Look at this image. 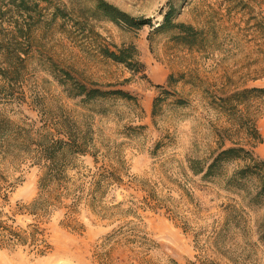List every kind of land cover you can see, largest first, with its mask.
Returning <instances> with one entry per match:
<instances>
[{"label":"rangeland","instance_id":"obj_1","mask_svg":"<svg viewBox=\"0 0 264 264\" xmlns=\"http://www.w3.org/2000/svg\"><path fill=\"white\" fill-rule=\"evenodd\" d=\"M34 1L29 18L0 0V38L16 21L31 27L13 96L2 95L0 109L34 129L53 127L62 110L89 128L97 161L78 155L67 170L62 204L41 224L49 252L37 256L31 245L2 248L0 264H264V203L250 205L187 167V159L208 158L217 149L218 132L243 136L237 118L222 112L216 98L264 88V0H106L153 25L172 7L176 22L209 33L204 52L174 40L175 30L53 15L56 7L84 9L90 0ZM129 44L138 50L142 72L98 51L99 45ZM71 78L122 89L137 101L110 98L82 106L66 94ZM178 98L184 104H177ZM247 105L260 114L256 127L262 142L254 152L264 158V96ZM107 171L119 180L104 184V194L91 207L85 197L92 177ZM39 176L31 159L0 160V209L13 226L34 223L26 205L37 195ZM80 197L71 211L69 205Z\"/></svg>","mask_w":264,"mask_h":264},{"label":"trees","instance_id":"obj_2","mask_svg":"<svg viewBox=\"0 0 264 264\" xmlns=\"http://www.w3.org/2000/svg\"><path fill=\"white\" fill-rule=\"evenodd\" d=\"M14 6L20 16H28L37 7L34 0H5ZM46 1V0H44ZM91 5L82 8L66 7L65 11L56 7L53 15L65 18L68 14L95 20L110 21L118 26L129 29H141L148 25L154 32L175 30L172 38L186 45L189 49L204 52L211 44L209 33L202 28L175 21V11L172 7L163 14L162 21L152 24L150 18L133 17L106 0H90ZM75 17V18H76ZM31 27L20 25L17 21L9 29L5 37L0 38V97L10 94L18 79V65L25 62L29 53V33ZM93 32V31H92ZM99 53L114 62L124 64L132 72H142L144 64L139 59L135 45L108 46L99 45ZM65 77L69 73L64 72ZM182 79V77H181ZM64 84V80L61 81ZM66 94L69 98L78 99L80 105L97 103L110 98H123L136 102L135 96L122 89H103L97 85L87 86L71 78L67 84ZM264 96V88H241L216 98L219 109L229 116L237 118L238 130L243 136L233 139L218 132L217 149L208 158L187 159V167L192 175L203 182H217L227 190L241 194L250 205L264 203V158L257 156L254 148L262 142L261 134L256 127L260 114L249 110L248 102L253 98ZM177 104H184V99L178 98ZM154 112V110H153ZM226 140L230 141L225 145ZM93 137L88 127L81 122L72 120L61 110L60 119L53 127L42 125L34 129L32 125L18 122L10 118L0 109V160L11 161L31 159L40 167L38 192L36 197L26 205L27 214L33 217L34 223L22 229L9 223L6 213L0 209V249L15 245H31L35 255L43 256L49 252L43 219L54 207L62 204L65 185L68 181L67 170L72 167L73 159L78 155H91L97 161L96 151H92ZM108 175L97 173L92 177L89 191L85 198L89 206L98 203V196L104 194V184L115 182V173L107 171ZM83 192L84 188L77 191ZM3 194V193H2ZM6 196V195H4ZM79 197V196H78ZM77 199V197H76ZM71 203L69 209L74 211L77 202ZM14 222V221H13ZM264 241V233L260 235ZM170 264H180L171 260ZM187 264H196L189 261Z\"/></svg>","mask_w":264,"mask_h":264}]
</instances>
